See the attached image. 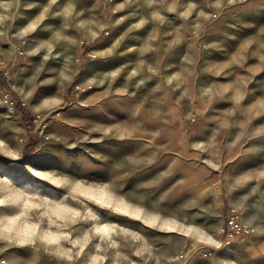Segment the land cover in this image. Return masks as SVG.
Wrapping results in <instances>:
<instances>
[{"label":"rangeland","instance_id":"374dc122","mask_svg":"<svg viewBox=\"0 0 264 264\" xmlns=\"http://www.w3.org/2000/svg\"><path fill=\"white\" fill-rule=\"evenodd\" d=\"M0 67V262L264 264V0H0Z\"/></svg>","mask_w":264,"mask_h":264},{"label":"trees","instance_id":"16d2710c","mask_svg":"<svg viewBox=\"0 0 264 264\" xmlns=\"http://www.w3.org/2000/svg\"><path fill=\"white\" fill-rule=\"evenodd\" d=\"M0 86L3 89L11 88L10 81H8L4 71H0ZM16 110L18 112H21L23 121L26 123L28 129L31 131L34 128V113L32 112V110L25 107L20 100L17 101ZM35 145V139L31 137L24 148V153H30L35 147ZM224 200L226 202V205H228L226 197L224 198Z\"/></svg>","mask_w":264,"mask_h":264},{"label":"built area","instance_id":"2783aa9c","mask_svg":"<svg viewBox=\"0 0 264 264\" xmlns=\"http://www.w3.org/2000/svg\"><path fill=\"white\" fill-rule=\"evenodd\" d=\"M1 69V67H0ZM1 71V70H0ZM4 71V70H3ZM6 73V72H4ZM9 99L8 97L6 98ZM9 101V100H8ZM12 110L15 111V103L13 100H10ZM244 212L237 208H232L231 214L227 219V224L222 228V231L226 234V236L233 237L236 235L249 233L251 231L250 227L247 224H244L241 221V215ZM6 260L2 259L0 264H4Z\"/></svg>","mask_w":264,"mask_h":264},{"label":"crops","instance_id":"0c3cea01","mask_svg":"<svg viewBox=\"0 0 264 264\" xmlns=\"http://www.w3.org/2000/svg\"><path fill=\"white\" fill-rule=\"evenodd\" d=\"M88 54V53H87ZM231 206H233V204L231 203Z\"/></svg>","mask_w":264,"mask_h":264}]
</instances>
